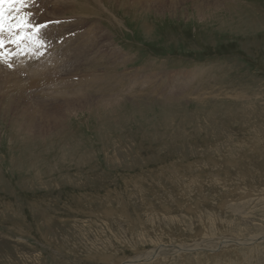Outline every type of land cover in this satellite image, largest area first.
Here are the masks:
<instances>
[{
	"label": "rangeland",
	"instance_id": "1",
	"mask_svg": "<svg viewBox=\"0 0 264 264\" xmlns=\"http://www.w3.org/2000/svg\"><path fill=\"white\" fill-rule=\"evenodd\" d=\"M129 1L34 16L60 23L28 55L92 27L130 60L74 46L62 76L107 92L0 94V264H264V0ZM140 68L146 93L116 75Z\"/></svg>",
	"mask_w": 264,
	"mask_h": 264
},
{
	"label": "bare ground",
	"instance_id": "2",
	"mask_svg": "<svg viewBox=\"0 0 264 264\" xmlns=\"http://www.w3.org/2000/svg\"><path fill=\"white\" fill-rule=\"evenodd\" d=\"M53 1L58 2V4L59 3L61 4L57 6V8L56 7L54 8L50 6V3ZM99 1L100 0H82V2H78V5H77V0H74V2L73 0H49L46 2L44 0H40V3L36 0L37 6L32 8L31 11L33 12L35 16L36 14L40 13L38 9L40 8L43 9L45 7L44 10L47 11L48 8H52L53 14L61 15L65 18L74 17V15L81 13V12H82L81 13L82 15L84 16L87 15L86 17H91L89 16L90 13L99 14L101 12H104V7L101 5ZM113 1H115L116 4L123 6L124 8H130V9L134 8L129 0H113ZM38 3H39V6H38ZM58 4L55 3L54 5H58ZM92 4H94L93 7H92ZM89 8H92L94 10L91 11ZM79 10H81V12ZM58 11H60V13H57ZM66 13H68L71 16H67ZM99 15H102V14H99ZM53 16H50L49 18L50 19L56 18ZM99 20H100V17L98 21ZM89 24H92V23L89 22ZM89 24L88 26H90ZM93 25L95 27H98L97 24H92V26ZM91 30H92V27H88L85 30H82L81 32H79L78 34H75V35L73 34L74 35V36L72 35V37H74L73 39L72 37H69L65 41V42L70 41L71 43L70 45L68 43L66 48L57 49L55 52H53L52 50V54L50 55H47V56L44 54L41 55V53H32L31 55H28L26 54V51H25L19 56L14 57L12 60L8 58L7 62L3 66L0 65V94L3 97L8 96L10 101H14V100L25 101V100L30 99L31 102H34V104L40 105V103L38 102L40 98H44L46 101L54 99L56 97L65 98L64 96L68 95L69 93L71 95H76V94H81L85 92V90H91L92 92L93 90H100V91L107 92V89H105V85H99L97 87L93 86L96 83V81L95 79H91V77L87 73L88 72L87 69L85 68H83V70L87 72L81 74L82 72L81 71L80 77H78L80 74L76 77H74L73 75H70V76H73L74 78L73 77L64 78L62 76L64 73L70 74L71 71L74 69L73 63H72V59L74 60V58L70 56V50L74 46H78V49L85 51V52H97L96 55H98L99 58H102L106 62H109L108 59L112 60L113 62H116L115 63L116 65L115 64L111 65L113 67L112 68L108 67L107 70H112L113 68H117L119 66L117 63V58H115L117 56L118 58H121V61L123 62V64L126 63L127 60H130V57H127V56L124 57L125 55H122L121 57H119L120 55L118 54L119 53L118 50H114L111 53L108 52V49H106V47L104 46L103 47L101 46V49H100L101 52L99 53L97 51V46H98V43L100 42V38L98 35H94V34L93 36H91L90 34ZM9 46H13V45H8L7 47ZM12 49L15 50V47L14 48L12 47ZM48 51L50 52L51 50L48 49ZM102 52L104 53L101 54ZM116 75L117 77H121L122 79H124L125 82L127 81L128 87L130 89L133 88V90H135L134 93H146L149 90L151 91L150 88L153 85V80L152 79H150L149 81L147 80V78H150L149 76L151 75V71L146 72L144 69H141L140 71L136 70V72L134 71L128 72V74H124L125 77H123V75H118V73ZM188 75H191V74L188 73ZM172 77L174 78V82H172V84L173 83L177 84L178 88L181 87L182 83L185 85H188L187 82L189 83L194 82V80L191 78L190 79L187 78L188 79L187 80L185 76L182 78L183 81L180 82L181 76L178 73H175L174 75H172ZM43 85L48 86V87L40 90ZM180 249L184 250L182 248ZM159 251L161 253V250L159 249L157 252L155 251V253L157 254L159 253ZM142 254L145 255V253H142ZM142 259L144 258L142 257L138 261H141ZM128 261L129 260L124 261L123 263L131 264L133 262H138V261H133V260H130V262Z\"/></svg>",
	"mask_w": 264,
	"mask_h": 264
},
{
	"label": "snow or ice",
	"instance_id": "3",
	"mask_svg": "<svg viewBox=\"0 0 264 264\" xmlns=\"http://www.w3.org/2000/svg\"><path fill=\"white\" fill-rule=\"evenodd\" d=\"M36 6V0H0V62L6 63L8 58L19 56L25 50L32 51L30 45L46 47L44 30L49 24L60 21L36 23L31 11ZM8 45H13L16 50Z\"/></svg>",
	"mask_w": 264,
	"mask_h": 264
}]
</instances>
